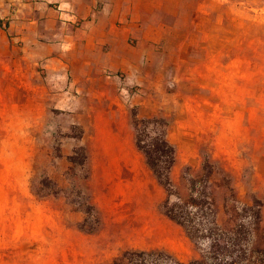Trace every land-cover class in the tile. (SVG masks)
Returning <instances> with one entry per match:
<instances>
[{
	"label": "rangeland",
	"instance_id": "374dc122",
	"mask_svg": "<svg viewBox=\"0 0 264 264\" xmlns=\"http://www.w3.org/2000/svg\"><path fill=\"white\" fill-rule=\"evenodd\" d=\"M200 1L204 13L186 29L203 36L230 30L235 37L172 40L173 50L159 48L150 69L141 65L139 83L123 87L121 103L87 98L67 104L44 96L24 104L17 92L0 90V264H106L126 250L162 251L166 264L200 257L201 242L190 240L163 212L167 191L135 146V114L167 123L176 150L171 202L188 198L191 181H201L198 188L205 181L222 228L247 224L257 210L264 228V22L253 9L250 23L229 22L221 7L217 24L210 0ZM189 43L200 53L192 54L193 47L184 55ZM213 94L234 97V109L199 102ZM121 105L129 112L130 135L121 116L113 128L102 116ZM215 105L224 117H210ZM154 136L150 128L145 137ZM108 139L111 154L121 153L124 165L109 166ZM127 141H133L134 154H126ZM258 235L254 243L264 246Z\"/></svg>",
	"mask_w": 264,
	"mask_h": 264
},
{
	"label": "crops",
	"instance_id": "0c3cea01",
	"mask_svg": "<svg viewBox=\"0 0 264 264\" xmlns=\"http://www.w3.org/2000/svg\"><path fill=\"white\" fill-rule=\"evenodd\" d=\"M188 2L189 0H0V90L3 95L17 92L18 101L24 104L40 102L44 96L56 103L85 102L87 98L93 102L121 103L120 98L127 97L122 90L135 81L139 83L137 74L141 65L150 69L149 59L160 54L162 50L159 48L173 50L169 47L172 40L176 42L177 38L192 40L201 37L218 39L225 35L227 38L235 37L230 30L222 35L219 30L211 31L205 36L201 34V30L190 33L186 26L192 27L190 24L198 20V14L203 15L206 3L200 0H192L191 4ZM209 2L212 12L216 13L212 16L217 24L221 22V7L227 8L229 22L250 23L252 9L259 13L264 22V0ZM186 7H191L189 14H186ZM181 23H184L185 29L181 30L178 25ZM247 35L244 32L243 37L246 38ZM177 43L179 48L185 46L182 40ZM193 47L196 49H192V54L200 51L193 43H189L184 55H188ZM201 50L204 51V48ZM209 51L212 55L214 51L220 54L215 49ZM211 63L219 66L213 57ZM196 64L199 66L197 62ZM214 75L213 73L212 76ZM217 77L215 81L220 79V76ZM247 77L244 75L242 78ZM231 78H234L233 74L226 76V79ZM151 80L153 79L149 78L146 82L153 84ZM234 99L231 96L213 94L210 98L200 97L199 102L222 103L234 109ZM211 109V118L225 116L220 105ZM104 113L102 116L111 120L109 126L112 128L115 126V119L121 116L125 120L123 131L129 134V112L125 107L120 111L111 108ZM26 115L20 116L27 117ZM132 144L130 146V141H127L125 145L124 150L128 155L130 152L134 154ZM111 150L108 139L105 151L112 157L108 161L109 166L124 165L126 162H122L123 155H112Z\"/></svg>",
	"mask_w": 264,
	"mask_h": 264
},
{
	"label": "trees",
	"instance_id": "16d2710c",
	"mask_svg": "<svg viewBox=\"0 0 264 264\" xmlns=\"http://www.w3.org/2000/svg\"><path fill=\"white\" fill-rule=\"evenodd\" d=\"M135 118V144L144 155L146 163L158 183L167 191L162 205L165 216L183 227L188 238L201 242L203 253L188 264H264V246L254 243V234L264 238L260 210L251 215L250 221L230 229L222 228L217 221L215 201L210 188L201 181H191L187 199L171 202L174 194L171 172L176 162V150L167 138V123L158 118ZM152 128L155 136L148 141L146 134ZM74 161V158H71ZM211 168L207 163L205 169ZM203 184V183H202ZM258 235V236H259ZM167 257L158 250H126L106 264H166ZM185 264V263H177Z\"/></svg>",
	"mask_w": 264,
	"mask_h": 264
}]
</instances>
